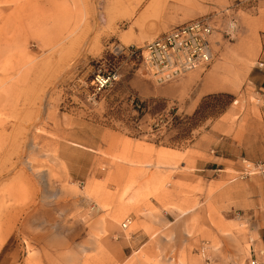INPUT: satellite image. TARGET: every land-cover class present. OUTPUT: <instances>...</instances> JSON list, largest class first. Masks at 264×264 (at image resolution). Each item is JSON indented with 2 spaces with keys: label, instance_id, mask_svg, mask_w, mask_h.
<instances>
[{
  "label": "rangeland",
  "instance_id": "374dc122",
  "mask_svg": "<svg viewBox=\"0 0 264 264\" xmlns=\"http://www.w3.org/2000/svg\"><path fill=\"white\" fill-rule=\"evenodd\" d=\"M15 7L28 18L0 63V264H245L263 247L264 180L240 171L264 160V0H0ZM203 15L215 60L197 80L227 85L196 106L150 95L163 85L112 52ZM111 69L118 81L95 94ZM172 105L184 117L158 138L148 124ZM233 105L239 155L212 148L223 170L203 177L192 143Z\"/></svg>",
  "mask_w": 264,
  "mask_h": 264
},
{
  "label": "built area",
  "instance_id": "2783aa9c",
  "mask_svg": "<svg viewBox=\"0 0 264 264\" xmlns=\"http://www.w3.org/2000/svg\"><path fill=\"white\" fill-rule=\"evenodd\" d=\"M210 15H203L161 32L141 46H115V55H125L137 60L139 68L148 78L158 84L175 80L187 72L205 69L215 60L213 39L216 26ZM237 20L232 17L231 29H235ZM230 33V32H228ZM264 66L261 60L260 67ZM119 79L116 69L98 70L91 79L95 94L111 87ZM133 109L138 114L144 110L142 100L133 99ZM183 114L177 105L168 107L164 112L155 116L150 125L151 132L158 138L175 128L183 119ZM240 171V177L245 178L255 174L264 180V160L249 162ZM130 218L121 223L122 229L127 228ZM261 250L254 249L245 264H264V240Z\"/></svg>",
  "mask_w": 264,
  "mask_h": 264
},
{
  "label": "crops",
  "instance_id": "0c3cea01",
  "mask_svg": "<svg viewBox=\"0 0 264 264\" xmlns=\"http://www.w3.org/2000/svg\"><path fill=\"white\" fill-rule=\"evenodd\" d=\"M262 45H263L262 54L264 57V38L262 39ZM195 71L196 70L190 71V72H194L190 75H188V73L190 72H187L186 74L181 76V77H185L183 80L176 79L163 83L162 84L163 86L156 88V90L150 91V95L157 97L159 96L168 97L171 99L185 98L186 96L189 95L191 96V103H194L196 106L200 102L203 96L217 91H222L223 89H225L224 87L227 85L225 80L217 79L215 73L209 74L207 80H197L198 74ZM217 71H219V68L217 69ZM263 106H264V102H263ZM234 110L235 107L233 105L231 106V109H229V111L224 113L217 121L213 122L205 130V132H199V135L195 137L192 143V147L190 149L194 150L195 153H197V155L199 156L196 157L194 160V165L196 167L195 171L200 172L199 174H201L203 177H206L212 171L223 170V169H216L217 166L220 165V162L206 158V155H209L210 153L209 150H211L212 148L214 147L220 148L221 154L220 156H218V158L233 160V157H231V155H228V153L226 152L228 150L233 151L231 153H233L235 157L239 155V139L235 137V133L238 134V131L235 128L234 131L230 132L231 123L228 121L230 117L233 115ZM260 115L263 119L262 123L264 127V109H262ZM256 122L261 124L259 120H256ZM260 133L264 137V129H261ZM241 147H243L242 144ZM176 152L177 150L164 146V149L159 151V156L160 158H162L161 161L169 162L170 160H172V158L176 156ZM157 178H159V176H157ZM157 178L154 179V182H158L159 180L161 182V179L158 180ZM159 185L160 184H158L157 187H159ZM261 240H264V234L261 235ZM261 249L262 246L259 247L257 250H261ZM62 262L64 264H69L66 263L67 255L64 256V261ZM70 264L72 263L70 262Z\"/></svg>",
  "mask_w": 264,
  "mask_h": 264
},
{
  "label": "bare ground",
  "instance_id": "6f19581e",
  "mask_svg": "<svg viewBox=\"0 0 264 264\" xmlns=\"http://www.w3.org/2000/svg\"><path fill=\"white\" fill-rule=\"evenodd\" d=\"M27 13L25 16L23 15L22 17L21 16L22 14L20 15V8L18 7L13 8V10L11 12H8L7 14H5L4 12L0 13V22H1L0 23L1 24L0 26V63L6 54L12 55L13 48L15 47V44H16V36H15L16 32L18 30V27L24 23L23 21L25 19L27 20L28 18ZM215 44H216V40L213 39V47L215 46ZM0 70H1V67H0ZM244 163L247 164L246 161H244Z\"/></svg>",
  "mask_w": 264,
  "mask_h": 264
},
{
  "label": "trees",
  "instance_id": "16d2710c",
  "mask_svg": "<svg viewBox=\"0 0 264 264\" xmlns=\"http://www.w3.org/2000/svg\"><path fill=\"white\" fill-rule=\"evenodd\" d=\"M224 95H227V96H229L230 94H228V93H223Z\"/></svg>",
  "mask_w": 264,
  "mask_h": 264
}]
</instances>
